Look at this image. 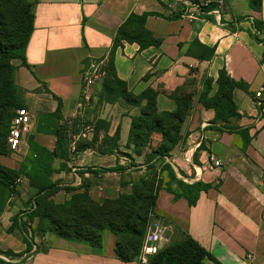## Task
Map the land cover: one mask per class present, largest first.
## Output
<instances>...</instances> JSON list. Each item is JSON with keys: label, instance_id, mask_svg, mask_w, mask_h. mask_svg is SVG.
<instances>
[{"label": "crops", "instance_id": "obj_1", "mask_svg": "<svg viewBox=\"0 0 264 264\" xmlns=\"http://www.w3.org/2000/svg\"><path fill=\"white\" fill-rule=\"evenodd\" d=\"M183 1L31 0L34 30L26 49L27 65L15 64L16 84L26 94L24 101L28 105L35 103L37 111L29 137L50 151L55 150L54 133L41 131L38 120L57 111V99L61 100L59 124L70 123L76 116L84 123L91 113L93 124L85 132L86 138L84 132L75 136L69 160L57 158L53 167L52 181L73 191L63 189L52 200L64 204L74 194L88 192L94 201L102 202L131 192V184L145 176L148 166L155 161L148 162L147 156L160 147L162 136L153 134L144 154L136 155L127 143L132 120L139 115L140 108L122 99L98 103L100 87L91 92V102L82 107V74L89 61L109 58L117 32L130 15L150 14L146 28L162 41L161 46L142 51L138 44L124 42L115 53L117 76L136 96L146 91L156 93L159 114L176 111V97L192 95V110L182 126V140L164 160L179 180L210 186L194 207L185 199L174 200L171 193L162 189L151 222L171 229L166 243L179 230L197 241L218 264H264V47L251 36L255 32L253 21H264V0L260 12L252 10L251 0H186L215 7L223 1L220 23L212 15L209 17L214 22L205 17L190 18ZM195 41L214 48V58L199 61L190 56L188 50ZM222 70L248 89H235L233 93L241 118L232 124L249 130L252 141L246 152L241 136L221 131L213 123L215 112L199 101L205 78L213 79L211 96L215 95ZM31 96L35 97L33 102ZM100 122L106 126L98 127ZM117 132L118 151L102 144ZM94 137V148L75 152V143L80 139L91 142ZM101 147L109 153H102ZM212 155L223 162L221 168L212 166ZM14 156L1 163L19 170L26 156L19 164ZM118 165L122 172L107 171ZM23 178L25 182L18 186V194L0 217V255L13 254V264H138L118 258L116 237L110 232L105 233L102 247H93L87 242L64 240L43 232V221L37 217L32 222V250L27 252L21 230H11L13 219L26 213L29 200L37 193L29 179ZM162 180L164 184L168 182L166 174ZM207 264L216 263L207 260Z\"/></svg>", "mask_w": 264, "mask_h": 264}, {"label": "trees", "instance_id": "obj_2", "mask_svg": "<svg viewBox=\"0 0 264 264\" xmlns=\"http://www.w3.org/2000/svg\"><path fill=\"white\" fill-rule=\"evenodd\" d=\"M250 4L252 10L260 12L263 0H251ZM214 7L209 5L206 11L209 12ZM149 16L150 14L141 16L132 14L119 28L108 58L107 75L100 87L98 98L106 103L122 99L140 108L139 115L132 120L127 146L133 147L134 153L141 156L149 146L152 135L159 133L162 136L160 147L147 156L148 162L155 161L148 166V173L145 176L131 184V192L123 193L117 199L96 202L88 192H84L74 194L64 204H56L52 200L54 195L63 189L71 193L73 189L63 188L59 183L52 181L55 159L69 160L73 138L82 134L81 119L59 124L62 120L61 100L57 99V111L51 115L41 116L38 120L41 131L54 133L55 150L50 151L36 144L33 137H29V152L21 169H9L0 162V217L6 210L8 202L18 194V186H20L17 185L18 179L27 177L30 185L37 190L28 202V212L17 215L11 226V230L16 228L21 230L27 252L32 250L29 230L33 231L32 222L37 217L43 221V232H49L64 240L87 242L93 247H102L105 233L110 232L116 237L115 251L121 261L144 264L140 262L139 257L147 227L155 216L160 191L165 189L174 196V200L185 199L190 207H194L201 193L210 190V186L202 182L187 184L179 180L172 167L164 160L182 140V126L192 110V95L176 97V111L159 114L156 93L146 91L136 96L128 91L126 83L117 76L114 65L115 53L124 42L136 43L142 51L161 46L162 41L156 39L146 28ZM205 18L214 22L212 17L205 16ZM253 28L255 32L251 36L264 47V37H260L264 33V21L255 19ZM33 30L34 15L31 0H0V158L12 154L7 146V137L15 114L9 125V113L22 107L19 88L14 79L16 68L12 65V61L20 60L22 65H27L25 54ZM188 54L199 61H210L215 56V49L195 41L190 46ZM262 62H264V53ZM217 85V92L211 96L213 79L205 78L199 101L204 108L215 112L213 123L221 131L226 130L241 136L243 151L246 152L252 141L249 130L232 124L241 118L233 100V93L235 89L247 92V86L231 79L225 70L220 71ZM98 124V127L106 126L105 122ZM96 143V137L91 142L80 139L75 143V152L94 148ZM119 143V132L114 138L102 142L104 146L109 145L117 151L120 149ZM101 150L102 153H109L102 147ZM107 171L120 173L122 168L118 165ZM163 174L168 178L166 184L162 180ZM182 235L180 241L170 240L166 243L156 255L148 258L146 264H207V260L218 264L191 236L186 233ZM7 256L13 258L11 253H7Z\"/></svg>", "mask_w": 264, "mask_h": 264}, {"label": "built area", "instance_id": "obj_3", "mask_svg": "<svg viewBox=\"0 0 264 264\" xmlns=\"http://www.w3.org/2000/svg\"><path fill=\"white\" fill-rule=\"evenodd\" d=\"M183 3L189 8V16L192 19H197L205 17V16H214L216 20L220 23L221 21V8L224 4L223 1L218 3V6L213 8L211 11L207 12L206 8L209 7L210 4L198 5L192 3L190 1L184 0ZM108 59L103 60H91L89 64L85 65L83 68L82 80H83V102L81 106L84 104H89L92 99L91 92L99 87H101L104 79L106 78ZM261 97V93L258 92L256 94V98L259 99ZM257 106H261V104H257ZM36 124V117L33 116L26 108H19L15 112V116L11 121V125L9 128V134L7 137V146L10 152L13 155H22L24 153V149L28 150V138L31 135L34 125ZM89 131V128L85 131ZM85 132L83 133V137L86 138ZM186 161H190V159L185 156ZM210 162L214 168H221L223 166V162L217 159L215 156L210 157ZM25 182V179L22 177L17 180V185H22ZM167 230H171L170 228L162 225L159 222H151L146 231L143 247L140 253L139 260L146 264L148 258L150 256L156 255L160 249L165 245L167 241H164V236ZM29 234L31 236V230H29ZM6 263H13V259H8L7 257H0ZM248 259H251V256H248Z\"/></svg>", "mask_w": 264, "mask_h": 264}, {"label": "rangeland", "instance_id": "obj_4", "mask_svg": "<svg viewBox=\"0 0 264 264\" xmlns=\"http://www.w3.org/2000/svg\"><path fill=\"white\" fill-rule=\"evenodd\" d=\"M17 63H21V61L20 60H14V61H12V65L16 68V71H17V67H16V65L15 64H17ZM16 71L14 72V79H15V76H16ZM15 84H16V81H15ZM16 86L19 88V91H18V94H19V97L21 98V108H26L33 116H35L36 118H37V111H35V103H29V105L26 103V101H24L25 100V98H26V94L24 93V91L22 90V88H20L17 84H16ZM34 94L35 95H38L37 93H35L34 92ZM100 93L98 92V94L97 95H99ZM99 97V96H98ZM33 100H35V97H33V96H31L30 97V102H33ZM97 102L98 103H102V101L98 98L97 99ZM20 108V107H19ZM19 108H16L15 110H13V111H11L9 114H10V119H9V125H10V121H11V119H12V117H13V115L15 114V111L17 110V109H19ZM93 118V116H92V114L90 113V116H89V119H87V120H85V122L83 123L82 122V127L80 128V131L81 132H85L88 128H90L91 127V125L93 124V121L91 120ZM77 120V119H81V117H79V116H76V117H74V118H72V119H70L71 121L72 120ZM29 139V138H28ZM29 145V144H28ZM28 152H29V149L27 150H25L24 149V153L22 154V155H15L14 157H13V160L15 161V163L17 164V162H18V164H19V162H21L22 160H23V158L28 154ZM27 153V154H26ZM12 155V154H11ZM4 158H6V157H2V158H0V162L2 161V160H4ZM2 164V163H1ZM3 165V164H2ZM6 167V166H5ZM23 185V184H22ZM183 238V235H182V232H180L179 230H176L175 232H174V234H173V236H172V238H171V242H174V241H180L181 239ZM0 257H2V255H0ZM8 259H10V257H8V256H6ZM141 262V261H140ZM17 263H19V262H17ZM17 263H14V264H17ZM0 264H10V263H6L3 259H1L0 258ZM11 264H13V263H11Z\"/></svg>", "mask_w": 264, "mask_h": 264}, {"label": "water", "instance_id": "obj_5", "mask_svg": "<svg viewBox=\"0 0 264 264\" xmlns=\"http://www.w3.org/2000/svg\"><path fill=\"white\" fill-rule=\"evenodd\" d=\"M170 233H171V230H167V232L165 233V236H164V241H163V243H164L165 241H168V239H169V237H170Z\"/></svg>", "mask_w": 264, "mask_h": 264}]
</instances>
